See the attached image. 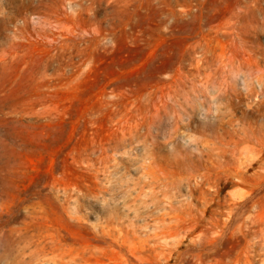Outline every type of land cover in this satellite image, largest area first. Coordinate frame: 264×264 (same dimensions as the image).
I'll return each mask as SVG.
<instances>
[{
	"label": "rangeland",
	"instance_id": "374dc122",
	"mask_svg": "<svg viewBox=\"0 0 264 264\" xmlns=\"http://www.w3.org/2000/svg\"><path fill=\"white\" fill-rule=\"evenodd\" d=\"M263 87L264 0H0V264H264Z\"/></svg>",
	"mask_w": 264,
	"mask_h": 264
},
{
	"label": "bare ground",
	"instance_id": "6f19581e",
	"mask_svg": "<svg viewBox=\"0 0 264 264\" xmlns=\"http://www.w3.org/2000/svg\"><path fill=\"white\" fill-rule=\"evenodd\" d=\"M261 95H262V99L260 100V102L259 103H257L258 105H257V107H259L260 109L262 108V107H264V87L262 88V93H261ZM263 109V108H262ZM252 225V224H251ZM249 227V226H248Z\"/></svg>",
	"mask_w": 264,
	"mask_h": 264
}]
</instances>
